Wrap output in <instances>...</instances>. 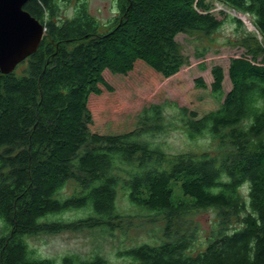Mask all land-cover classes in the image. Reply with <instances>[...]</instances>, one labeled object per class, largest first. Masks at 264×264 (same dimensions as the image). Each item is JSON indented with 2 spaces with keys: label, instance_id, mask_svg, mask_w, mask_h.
<instances>
[{
  "label": "trees",
  "instance_id": "obj_1",
  "mask_svg": "<svg viewBox=\"0 0 264 264\" xmlns=\"http://www.w3.org/2000/svg\"><path fill=\"white\" fill-rule=\"evenodd\" d=\"M214 1L114 0L107 23L88 0L26 2L47 30L36 52L0 72V264H58L30 246L33 235L113 233L131 223L120 189L164 223L162 240L120 252L127 264H264V0H219L251 15L252 32L237 16L219 18ZM227 21L246 32L230 40L245 49L230 59L232 89L225 94L216 66L212 92L199 78L193 106L177 109L188 136L208 137L209 149L172 153L151 139L174 122L162 104L113 116L117 91L107 72L155 86L190 63L178 34L196 35V57L205 58ZM82 209L86 217H58ZM208 209L217 220L202 238L194 216ZM61 262L107 258L74 254Z\"/></svg>",
  "mask_w": 264,
  "mask_h": 264
},
{
  "label": "rangeland",
  "instance_id": "obj_2",
  "mask_svg": "<svg viewBox=\"0 0 264 264\" xmlns=\"http://www.w3.org/2000/svg\"><path fill=\"white\" fill-rule=\"evenodd\" d=\"M89 10L101 22L107 23L116 15L114 0H88ZM62 4L63 14H71V6ZM213 12L223 18L226 12L230 15L241 18L245 23L247 31L255 30L252 16L238 12L230 6L219 0L214 1ZM245 15V16H244ZM243 17V18H242ZM252 22V23H251ZM246 33L243 29H237V24L227 21L224 26L214 33L213 48L205 58L196 57V49L199 46V40L196 35L180 33L176 39L182 44L183 52L190 57V63L183 66L179 72L170 78L162 80L157 85H148L136 81L133 75H112L106 73V78L116 87L115 93L116 105L111 113L125 114L137 113L144 105L151 103L162 104L165 108L167 121H174L168 128L153 137L154 141L159 143L164 150L172 153L186 151L200 152L210 148L208 137L198 136L191 138L187 131L179 123L177 109L183 106L191 107L195 103L190 96L191 91H197V80L203 78L207 84L208 92H212V83L214 82L213 68L220 66L224 70L225 79L223 87L225 94L232 89V83L229 78L228 70L230 59L240 56L245 49L238 44H233L241 34ZM206 43L207 40L203 39ZM207 100L214 106L212 97L206 96ZM177 107V108H176ZM118 204L121 211L130 218L129 224L116 229L113 233L104 232L101 229H85L81 231H66L57 234L40 233L28 237L30 246H32L40 257L55 258L58 264L65 256L77 254L84 258H91L94 253H101L107 258V264H127V259L120 252L133 245L142 242H155L163 239L162 221H154L152 217H146L148 212H142L137 206H131L124 190L120 189L118 195ZM142 212L143 216L140 215ZM87 212L82 210H70L63 215L58 216L63 219H76L86 217ZM194 219L200 223V236L204 238L210 232L217 220L215 210L208 209L201 211L194 216ZM4 229V224L0 220V234ZM61 262V263H60ZM76 264V263H73Z\"/></svg>",
  "mask_w": 264,
  "mask_h": 264
},
{
  "label": "water",
  "instance_id": "obj_3",
  "mask_svg": "<svg viewBox=\"0 0 264 264\" xmlns=\"http://www.w3.org/2000/svg\"><path fill=\"white\" fill-rule=\"evenodd\" d=\"M27 1L0 0L2 73L13 72L21 62L38 50L46 35L45 23L24 8Z\"/></svg>",
  "mask_w": 264,
  "mask_h": 264
}]
</instances>
